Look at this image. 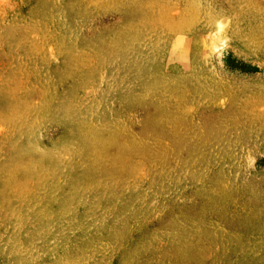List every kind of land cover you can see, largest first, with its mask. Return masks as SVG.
<instances>
[{
  "label": "rangeland",
  "instance_id": "1",
  "mask_svg": "<svg viewBox=\"0 0 264 264\" xmlns=\"http://www.w3.org/2000/svg\"><path fill=\"white\" fill-rule=\"evenodd\" d=\"M0 264H264V0H0Z\"/></svg>",
  "mask_w": 264,
  "mask_h": 264
}]
</instances>
